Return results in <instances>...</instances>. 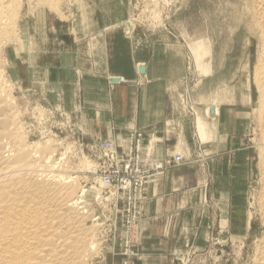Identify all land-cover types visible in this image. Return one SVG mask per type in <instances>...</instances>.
<instances>
[{
  "label": "rangeland",
  "instance_id": "obj_1",
  "mask_svg": "<svg viewBox=\"0 0 264 264\" xmlns=\"http://www.w3.org/2000/svg\"><path fill=\"white\" fill-rule=\"evenodd\" d=\"M50 1L22 0L20 38L8 46L4 66L15 98L12 113L29 142L53 147L57 172L88 190L99 243L89 264H251L256 239L263 233L256 206L258 43L253 37L248 43V30L240 22L243 0ZM128 19L134 23L130 33L124 27ZM98 22L105 23L102 30H94ZM117 31L122 37L114 39L119 51L132 45L147 55L156 39L183 47L186 76L168 92L170 116L156 130L126 125L131 109L125 124L114 120L101 128L111 118L101 119L96 102L91 112L79 74L72 81L64 70V80H59L60 53L75 49V40L89 39L93 50L100 51L96 44L105 33ZM197 40L205 47L196 58L188 46ZM197 59L207 71L200 70ZM116 66L125 71L129 64ZM247 84L250 103L242 97ZM213 102L220 111L216 137L202 139L197 117L208 119L205 110ZM105 104L109 110L110 102ZM150 142L166 144L164 151L176 146L177 151L159 149L155 157L158 146L152 150ZM172 155L180 159L179 166ZM99 181L107 184L98 197L93 186ZM162 184L166 203L156 208L153 196Z\"/></svg>",
  "mask_w": 264,
  "mask_h": 264
},
{
  "label": "bare ground",
  "instance_id": "obj_2",
  "mask_svg": "<svg viewBox=\"0 0 264 264\" xmlns=\"http://www.w3.org/2000/svg\"><path fill=\"white\" fill-rule=\"evenodd\" d=\"M242 6L240 22L244 23L248 30V43L251 37L258 43L254 71V83L259 93L257 121L260 132V177L256 206L263 233L256 239L251 264H264V0H243ZM21 8L22 0H0V264H89L93 254L99 249V243L96 235L97 226L92 218V212H89L88 190L80 187L74 177L57 172L59 165L55 159V149L43 146L39 142H29L22 131L23 127L17 122L16 114L12 113L15 98L13 99L11 94L4 58L8 46L20 38ZM133 24L132 19L124 22L128 33L131 32ZM188 47L197 58L205 47V42L197 40ZM197 62L200 70L207 71L205 63L199 59ZM141 67H144L143 73L140 72ZM137 69L140 81L146 82V64H138ZM111 80L119 82L121 78L113 77ZM245 89L242 97L246 103H250L252 100L250 85L247 84ZM205 112L208 119L197 117L196 127L199 136L202 139L210 135L216 137V119L220 112L218 104L213 102ZM128 141L129 139H126L129 147L131 144ZM153 143L148 144L150 149L156 147L157 143L155 145ZM138 145V148H142V141ZM157 150L158 148L154 149L155 157ZM176 154L182 155L179 152ZM173 155L171 159H175ZM174 159L172 163L178 164L177 160L180 159H175L176 163ZM85 165L89 167L90 164ZM166 168L170 166H164V170ZM104 184L107 183L99 181V186H93L95 196H100ZM222 222L228 224L225 218Z\"/></svg>",
  "mask_w": 264,
  "mask_h": 264
},
{
  "label": "crops",
  "instance_id": "obj_3",
  "mask_svg": "<svg viewBox=\"0 0 264 264\" xmlns=\"http://www.w3.org/2000/svg\"><path fill=\"white\" fill-rule=\"evenodd\" d=\"M104 25L105 23L98 22L94 24V30H102ZM116 37L122 39L120 32H113V34L106 32L104 39L96 44L101 47L100 51L93 50L94 44L92 45L89 39H85L83 43H77L78 40H75V49L60 53L59 80L60 82L64 80L62 76L64 70L69 71L72 81H75L79 74L86 99L91 105V112H94L93 104L96 102L95 108L100 112L101 119L103 120V116H105L104 121L111 118L109 123H100L101 128L115 123L120 124V121L125 124L124 118L127 111L131 109L130 119L126 125L144 130L147 128L156 130L170 116L168 92L173 85L186 76L187 66L183 47L180 42L172 43L167 39H156L148 46V54L143 55L140 49L124 44V40L122 42L126 48L122 51L116 49L114 45ZM124 62L129 64L127 70L124 71L123 66L115 67V63L121 66ZM141 63L146 64L147 81L144 83L140 81L137 69V65ZM113 77L121 78V80L112 81ZM137 83L141 85L138 86ZM97 95L101 98L94 99ZM105 96H109V110L106 108L108 103L105 104V102L108 101H105ZM165 147H167L166 144H159L158 150L171 153L176 148L171 146L164 151ZM179 165L175 164V166ZM154 194L156 208L162 207L163 203H166V186L162 184L155 188Z\"/></svg>",
  "mask_w": 264,
  "mask_h": 264
},
{
  "label": "water",
  "instance_id": "obj_4",
  "mask_svg": "<svg viewBox=\"0 0 264 264\" xmlns=\"http://www.w3.org/2000/svg\"><path fill=\"white\" fill-rule=\"evenodd\" d=\"M140 72L143 73L144 72V67L140 68Z\"/></svg>",
  "mask_w": 264,
  "mask_h": 264
}]
</instances>
